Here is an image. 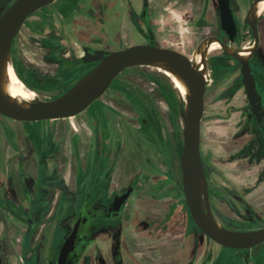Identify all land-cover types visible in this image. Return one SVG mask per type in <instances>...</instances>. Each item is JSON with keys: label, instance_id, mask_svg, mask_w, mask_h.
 I'll list each match as a JSON object with an SVG mask.
<instances>
[{"label": "flooded vegetation", "instance_id": "obj_1", "mask_svg": "<svg viewBox=\"0 0 264 264\" xmlns=\"http://www.w3.org/2000/svg\"><path fill=\"white\" fill-rule=\"evenodd\" d=\"M10 1L14 2L15 0ZM177 1L178 0H62L58 6V13L61 17L68 18L73 12L78 13L81 10L85 12L83 23L80 25L82 27L80 35L84 38L83 43L80 45L82 53L77 57L76 61L68 59V54L62 53V50H65V43L60 39V36L44 39V46L51 49L50 60L55 61L58 64L59 72L73 73L76 69H80L82 72L75 81L64 89V91L51 99L65 93L81 77L98 65V61L86 63L82 60L86 54L85 48L87 47L90 48L91 51L96 49L113 51L125 49L133 45L143 44L159 48H169L184 55H191L192 57L190 61L193 65L199 70L205 71L204 76L206 88L204 94V113L201 119L200 149L209 184L211 209L218 220L213 202V187L209 179L208 167L203 150L206 98L208 88L214 81L212 75L214 69L209 67V55L223 52L239 64L241 77L239 81L230 88L229 94L230 97L233 98L243 90L248 101V107L241 110L240 121H233L228 129L230 132L228 133L227 131V134H230V136L233 137L235 134L239 133L237 139L232 138L233 144H237L238 148L236 151H233V157H230V161L241 160L244 158L243 154H245L244 146L255 137V134H259L264 139V127L259 123L256 114L252 113V104L250 103L246 86L243 82L242 62L240 59V57H243L244 59H248L250 63L256 90L260 95L264 108V28L260 25V19L264 15V10L260 12L258 5L257 12L254 13L252 10L250 16L251 19H256L259 36L257 46L254 29L250 23L246 22L248 13L254 6L255 0L250 6L244 19V25L249 28V33L253 37L252 42L247 45L238 46L236 43L240 39V25L234 11L232 0L231 7L237 27V35L233 40L230 39L229 34L222 27L219 3L217 0L220 27L225 36L208 35L204 37L198 45L191 50V52H186L173 45L170 47L160 44L156 35V25L163 27L165 23V16L155 13L156 8L158 11L161 10V8L167 9L170 4ZM261 1L262 0L259 1V4ZM102 2L107 3L105 4V7H108V5L110 7H108L109 11L107 14L103 10L104 7L102 6ZM8 4L1 9L0 15L6 10ZM47 6L43 8H46ZM120 7H122L123 10H121ZM41 9L34 12L25 20L20 32L13 40L11 53L25 25L28 24L30 29L35 30L42 24L43 20L39 18L35 21H29L30 18L37 15ZM169 14L174 17L176 21H181V15L178 11H171ZM119 16L121 17L122 24L128 27L123 31L125 37L124 45L122 44L121 48L116 49L112 45L97 41V35L95 34L100 32L98 23L105 25L108 19L113 17L117 18ZM210 37H213V39L204 52L215 45H217L218 48L214 50V52L212 51L210 54H206V58H204L203 52L200 60L194 64L195 56L199 51L200 46L204 42L210 41ZM222 43L226 44L231 51L238 55V57L228 53ZM259 51L261 52V56L258 57V64L256 65L255 59L257 58ZM188 59L190 58L188 57ZM12 63L19 78L29 89H32L37 93L42 89L55 88V86H59L60 84L58 83L59 77L51 79L48 77L44 79L39 78L34 69L29 68L17 57L12 58ZM17 64L23 66L22 76L18 74L15 68ZM144 65H136L126 68L114 78L103 95L94 100L84 111L74 116L39 121H18L9 117L13 120H11L12 125H9V128L4 125L7 131L3 128V123L0 121V206L7 213L4 215V225L6 223L5 228H7L6 230L4 229L5 235H3V237L5 239H0V264H57L62 245L72 232L76 221L81 215L84 216V222L82 224L84 228L78 245V256L76 257L74 264H147L143 259L145 258L144 255H146L144 253V247L133 243L130 245L126 243V241L131 238L132 234L137 235L143 232H146L147 234L155 231L160 233L169 230L168 221L174 212L176 204H170L168 202L169 204H167V208H165L162 204L164 198H160L159 200H156V202H160L156 207L157 211H155L152 198L148 195L138 193L142 186L141 184L147 183L146 179H143L138 173H136L129 182L125 183V185L120 184L121 181L119 175L123 165L122 161L124 157L127 159L129 156H131V162L134 161L133 164L136 169L142 168L147 172V170L152 168L159 172L167 171L169 176L173 175L175 183L180 187L182 193V198L178 202L184 204V206L188 208L193 222L200 231V236L204 235L206 237V244L199 247L193 263L202 264L203 258L206 256V258H208L206 264H215L220 252L226 246L219 244L199 228L190 212L183 190L180 157L183 153L184 147V114L187 100L173 84L170 76L160 72L169 81L172 90L177 94L176 104L182 109L183 113V124L177 123L175 128L172 126L174 130L173 132L170 131V133L166 132V130L162 131L161 126L158 125L159 122L162 123V116L158 115L152 117L149 114L150 110H152V107L150 106L152 102L149 98L144 100L141 94L127 91L125 96L126 101H124V108L126 109L125 116L115 115L114 113H116L117 108L115 106L108 107L102 102V98L107 95L109 90L119 87L117 86V80L123 76L126 71ZM151 66L155 68L154 65ZM25 78L36 82L39 87H31L26 83ZM117 90L122 92L119 88H117ZM113 108L115 109L114 111ZM90 111L92 112L88 114L87 112ZM82 113H86L81 117L84 121V125L80 123L81 118L79 116ZM59 119L69 120L71 128L67 129V132L70 133V139L73 145L77 139V144H82V142H84L83 144L86 147L84 152L86 161L89 160L91 154L94 156L93 163L98 172V180L88 183L86 191L82 197L79 212L72 227H70L71 229L69 230V228L66 227L64 232L58 237L55 235L56 229L51 233L41 232V226L45 224H52L54 225V228L58 226V218L54 221L44 222L43 214H45V212L43 211V208L45 204H52L55 201H53L52 197L47 195L44 191L47 190V188H52L53 184H57L60 175L58 173V165L53 167L47 163V160L49 159L48 156L53 155V151L49 152V147L47 145L49 137L46 140V134L52 136V132L54 133V131L47 130L46 133L41 134L39 128L41 123L46 120ZM242 120H244L242 126L238 128L236 132H231V129L233 131L235 125L239 124ZM232 124L235 125L232 126ZM251 135L252 137H250ZM245 136H247V141L243 140ZM135 153H137V155ZM235 154L237 155L235 156ZM261 156L263 157V160L260 165V173L263 174L264 155ZM159 162L164 163L166 166L162 167L158 164ZM174 169L179 170L177 177L175 176ZM117 170H119V175L116 176L115 172ZM148 175L150 176V174ZM161 175L162 174H158L159 177H161ZM142 180L143 183L141 182ZM81 184V178L78 179L76 176L75 186H81ZM243 184L249 186L250 181L243 182ZM259 185L261 189L264 188V178L259 182ZM57 187L58 186H56V188ZM128 190H131L129 196L124 200L120 207L117 206L116 202ZM249 193L250 191L247 192V195ZM129 206L130 211L126 212V208H129ZM125 214H128L126 219L124 218ZM9 218H13V222L19 225L21 224L24 229V232L21 233L22 239L20 244L14 242V238H16L17 235L11 234ZM1 224L2 220H0V226ZM97 225L100 227V232H98L100 233V237L96 239ZM145 225H147V227H145ZM262 227H264V224L251 227L240 226L227 228L249 231ZM186 241L187 240L184 239L182 245H176L175 247H177V249H172L174 251L173 256L177 259L179 264H187L188 261H191L193 250L196 246V243L194 246L192 242L189 241L187 243ZM207 245L210 247L208 251ZM148 246L153 247L154 245ZM233 249L241 250L243 254L241 255L240 260L231 264H264V242L252 246L251 248ZM165 250L166 249H163V251ZM148 251L151 252L153 249H148ZM157 251L160 250L157 249ZM168 251L170 252V249ZM188 254H190V256H188ZM164 263L165 262H163V264Z\"/></svg>", "mask_w": 264, "mask_h": 264}, {"label": "rangeland", "instance_id": "obj_2", "mask_svg": "<svg viewBox=\"0 0 264 264\" xmlns=\"http://www.w3.org/2000/svg\"><path fill=\"white\" fill-rule=\"evenodd\" d=\"M9 1L0 0V12ZM61 1L57 0L51 3L46 8L41 9L37 15L30 18L29 21H35L38 18L42 19V24L35 30L30 29L28 24L25 25L11 53V58H19L29 68L34 69L39 78L44 79L48 77L51 79L59 77V86L51 89H42L38 93L37 99L50 100L64 91L82 72L80 69H76L73 73L59 72L58 64L50 60L51 49L44 46V39L60 36V39L65 43V50H62V53H67L68 59L76 61L77 57L82 53L80 45L83 43L84 38L80 35L82 31L80 25L83 23L85 12L81 10L78 13L73 12L68 18L61 17L58 13V6ZM253 1L232 0L240 25V39L236 43L238 46L247 45L252 42L253 37L249 33V28L244 25V19ZM12 3L13 1H10L6 9ZM105 4L107 3L102 2L103 10L107 14L110 7L109 5V8L105 7ZM120 9L123 10L122 7ZM171 11H178L180 13V22L176 21L169 14ZM155 13L165 16L164 26L159 27V25H156V35L162 45L170 47L173 45L183 51L191 52L208 35L225 36L220 27L217 0H178L170 4L167 9L161 8L158 11L156 8ZM98 25L100 32L95 34L97 35V41L112 45L116 49L121 48L122 44L124 45L125 37L123 31H125L127 26L122 24L120 16L108 19L105 25L101 23H98ZM260 25L264 28V15L260 19ZM260 54L261 52L259 51L255 59L256 65L258 64V57L261 56ZM186 56L191 60V55ZM209 67L214 69L212 72L214 81L208 88L206 98L203 150L209 179L213 187V202L218 221L222 226L227 227L263 225L264 188L261 189L259 187V182L264 178V173H260V165L263 160L261 155H264V139L262 136L255 134V137L244 146L245 154H243V159L230 161V157H233V151H236L238 148L237 144H233L232 138L237 139L239 133L231 137L230 134H227V131L233 121H240L241 110L248 107V101L243 90L233 98L229 94L230 88L241 77L239 64L223 52H217L209 55ZM117 86L119 87L109 90L107 95L102 98V102L105 105L108 107L115 106L118 109H116L115 115L125 116L124 101H126L125 96L127 91H129L141 94L144 100L149 98L152 102L150 104L152 110H150L149 114L152 117L162 116V123H158L162 131L173 132L172 126L175 128L177 123L183 124L182 109L176 104L177 94L172 90L171 84L163 74L158 72L153 66H138L126 71L117 80ZM117 88L122 92L118 91ZM91 112L87 113L90 114ZM85 114L82 113L79 117L81 118ZM81 119L80 123L84 125V121ZM11 120L13 119L0 114V121L3 123V128L6 131L5 126L9 128L8 126L12 125ZM243 121L236 125L232 124V126L235 125V128H233V131L231 129V132H236L242 126ZM69 128H71V125L67 119L46 120L41 123L39 128L41 134L46 133L47 130L54 131V133L52 132V136L46 134V140L49 137L47 141L49 152L53 151V155L48 156L47 163L53 167L58 165V173L60 175L58 183L53 184L52 188H47L44 191L55 201L52 204H45L43 208L45 212L43 214L44 222L54 221L58 218V226L54 228L52 224H45L41 226V232L51 233L56 229L55 235L58 237L64 232L66 227L69 230L71 229L70 227H72L79 212L82 197L88 183L98 180V172L93 163L94 156L91 154L89 160L86 161L84 142L77 144V139L73 145L70 133L67 132ZM246 137H244V141H247ZM135 154L137 155V153ZM131 160V156L127 159L124 157L120 175L118 174L119 170L115 172L116 176H120V184L125 185L138 173L147 181V185L141 184L142 186L138 193L152 198L155 211H157L156 207L160 202H156V200L160 198H164L162 204L165 208H167L166 205L169 203L176 205L168 221L169 230L160 233L155 231L147 234L146 232L137 235L132 234L126 243L130 245L132 243L142 245L146 254L144 255L145 258H142L147 264H163V262H165L164 264H179L173 256L174 251L172 249H177L175 246L182 245L185 239L187 243L190 241L194 246L196 243L191 261L187 263L194 264L193 262L197 256L199 247L206 244V237L204 235L200 236V231L193 222L188 208L178 202L182 198V193L180 187L176 185L173 175L169 176L167 171L159 172L148 167L149 170L147 172L142 168L136 169L133 164L134 161L131 162ZM158 164L162 167L166 166L162 162ZM174 171L177 177L179 170L174 169ZM158 174H162V178ZM76 176L78 179L81 178V186H75ZM247 181H250L249 186L243 184V182ZM141 182L143 183V180ZM56 186L58 187L56 188ZM248 191L250 193L247 195ZM129 211L130 206L126 208V212ZM5 214L7 213L0 206V220H2V223L5 221ZM127 217L128 214H125L124 218L126 219ZM12 219H8L10 223L9 227L11 226V234L17 235L14 238V242L20 244L22 239L21 233L24 232V229L21 224H16L13 222L14 219ZM98 226L96 227V239L100 237V233H98L100 232V227ZM3 235H5L4 227L0 231V239L2 240L5 239ZM148 245L154 246L149 247ZM209 248V245H207V251ZM148 249H153V251L149 252ZM157 249L160 251H157ZM163 249L166 250L163 251ZM169 249L170 252L168 251ZM242 254L241 250L224 247L217 257L215 264H231L240 260ZM207 259L205 256L202 264H206Z\"/></svg>", "mask_w": 264, "mask_h": 264}, {"label": "water", "instance_id": "obj_3", "mask_svg": "<svg viewBox=\"0 0 264 264\" xmlns=\"http://www.w3.org/2000/svg\"><path fill=\"white\" fill-rule=\"evenodd\" d=\"M55 0H15L0 15V114L18 121H39L59 117H70L84 111L94 100L108 89L114 78L126 68L136 65H154L169 68L178 73L189 87L184 114V147L180 157L183 190L194 221L199 228L219 244L232 248H251L264 242V227L242 231L222 226L214 216L210 199L209 184L201 156V119L204 113L205 76L184 54L169 48L152 45H133L121 50L108 51L85 48L84 62L98 61L93 69L81 77L62 95L50 99H36L22 105L2 91L1 77L5 64L11 60V48L15 36L20 32L25 20L37 10ZM260 0H255L254 5ZM222 27L233 40L237 35L231 0H218ZM250 9L246 22L250 23L259 41L256 19H251ZM213 37H210V43ZM226 51L238 57L222 43ZM206 56V52H204ZM243 82L252 104V113L264 127V108L255 86L254 76L248 59L241 58ZM131 190L116 202L117 206L126 200ZM118 207V208H119ZM84 216L76 221L72 232L60 250L57 264H74L78 256L79 241L82 236ZM147 227V225H145Z\"/></svg>", "mask_w": 264, "mask_h": 264}, {"label": "bare ground", "instance_id": "obj_4", "mask_svg": "<svg viewBox=\"0 0 264 264\" xmlns=\"http://www.w3.org/2000/svg\"><path fill=\"white\" fill-rule=\"evenodd\" d=\"M259 5V11L261 12L264 10V0H262L259 4V1L254 5L253 12H257V7ZM210 45V41L204 42L197 52L195 56L194 64H196L203 54L204 50L208 48ZM218 48L217 45L211 47L209 50L206 51V54H210L212 51L216 50ZM207 56L204 55V58ZM243 58V57H242ZM244 59V58H243ZM156 70L162 73H165L170 76L173 84L177 87V89L180 91L181 95L186 99L187 95L189 94V87L187 83L184 81V79L175 71L163 67V66H155ZM207 79V78H206ZM1 86L2 91L6 94H8L12 100L28 106L29 103L36 100L38 97V93L32 89H29L24 82L19 78L17 75L12 59L8 60V62L5 64L2 77H1ZM183 98V99H184ZM187 100V99H186Z\"/></svg>", "mask_w": 264, "mask_h": 264}, {"label": "trees", "instance_id": "obj_5", "mask_svg": "<svg viewBox=\"0 0 264 264\" xmlns=\"http://www.w3.org/2000/svg\"><path fill=\"white\" fill-rule=\"evenodd\" d=\"M15 68H16L18 74H20L22 76L23 75V66L20 64H17V66H15ZM25 81H26V83H28L33 88L39 87V85L36 82L29 80L28 78H25Z\"/></svg>", "mask_w": 264, "mask_h": 264}, {"label": "crops", "instance_id": "obj_6", "mask_svg": "<svg viewBox=\"0 0 264 264\" xmlns=\"http://www.w3.org/2000/svg\"><path fill=\"white\" fill-rule=\"evenodd\" d=\"M9 217V216H8ZM4 227V229H5V225H4V223H2L1 224V226H0V231H1V229Z\"/></svg>", "mask_w": 264, "mask_h": 264}]
</instances>
